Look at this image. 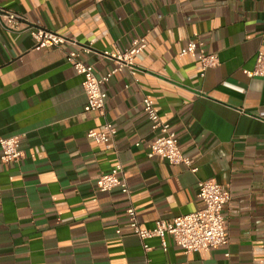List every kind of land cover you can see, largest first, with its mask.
<instances>
[{
	"label": "crops",
	"instance_id": "1",
	"mask_svg": "<svg viewBox=\"0 0 264 264\" xmlns=\"http://www.w3.org/2000/svg\"><path fill=\"white\" fill-rule=\"evenodd\" d=\"M20 16L6 26L2 12ZM26 25L88 48L84 62L102 77L103 56L142 37L134 68L103 84V114L85 111L83 77L67 61L71 46L37 43ZM199 41L218 63L179 56ZM264 52V0H0V137L18 135L22 157L0 149V264H264V77L249 76ZM150 97L197 171L149 156L154 133L142 108ZM113 124L110 147L87 136ZM139 142L138 145H135ZM122 166L128 193L100 191L96 178ZM230 192L228 242L185 253L170 235L132 232L202 207L198 181Z\"/></svg>",
	"mask_w": 264,
	"mask_h": 264
},
{
	"label": "built area",
	"instance_id": "2",
	"mask_svg": "<svg viewBox=\"0 0 264 264\" xmlns=\"http://www.w3.org/2000/svg\"><path fill=\"white\" fill-rule=\"evenodd\" d=\"M5 25L15 27V21L20 18L18 14L11 11H4ZM20 31H28L31 37L39 44L48 47L71 46L73 49L67 54V61L75 72L83 77L82 86L86 96L84 105L85 111H97L104 113L106 107V91L103 84L116 71L127 67L134 68V59L145 47V40L138 37L132 40L129 48L121 50L115 48L113 51H104L103 56L110 58L115 67L102 77L94 73L91 64L84 62L82 53L88 48L79 46L76 41L61 35L57 32L39 26L26 25ZM190 55L200 64V75L204 76L205 71L218 63L216 53L207 52L203 43L199 41H188L179 51V56ZM264 77V52L256 54L255 65L249 72V76ZM142 108L150 123L154 137L150 142L149 156H158L171 164H184L192 172L197 171V166L189 157L181 151L176 133L171 129L170 123L162 120L155 108L154 101L144 96ZM116 134V129L111 122L106 121L101 130L90 131L87 136L96 143L105 144L110 147ZM18 135L0 137L1 160L3 162L18 161L22 157L19 149ZM136 142L135 145H138ZM96 186L100 191H110L119 187L124 193H128L125 178L122 176V166L116 164L110 172L100 174L96 178ZM197 196L202 202L199 209L176 216L170 220H156L151 228H142L139 224L136 210L133 206L126 209L129 226L143 242L145 250L149 246L146 240L157 237L161 240L164 249L167 247L165 237L170 235L176 245L181 247L185 253L195 250H203L215 246L225 245L228 242L227 226L224 218V208L230 202V192L214 179L198 181Z\"/></svg>",
	"mask_w": 264,
	"mask_h": 264
}]
</instances>
